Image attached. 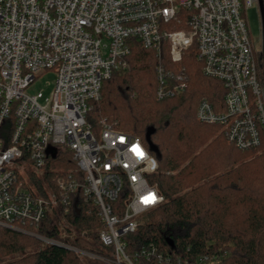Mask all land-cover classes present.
I'll use <instances>...</instances> for the list:
<instances>
[{
	"label": "built area",
	"instance_id": "1",
	"mask_svg": "<svg viewBox=\"0 0 264 264\" xmlns=\"http://www.w3.org/2000/svg\"><path fill=\"white\" fill-rule=\"evenodd\" d=\"M258 0H0V226L29 232L54 210L67 213L78 193L97 209L101 243L111 248L98 257L69 243L37 235L80 255L109 264H135L126 252L125 234L135 231L141 216L163 196L147 176L156 157L133 133L101 119L95 130L87 121L91 102L113 70L128 67L130 39L159 55L168 46L169 63L155 66L158 99L174 96L187 85L183 54L194 43L202 72L225 90L215 106L198 100L197 121L218 125L238 149L264 144V81L258 76L256 53L241 15ZM187 28L167 29L170 22ZM46 71L54 87L28 93ZM139 147L143 156L132 151ZM71 151L75 172L46 177L47 159ZM38 179L40 185H36ZM125 194L122 205L116 201ZM155 202L145 204V198ZM225 253L199 254L181 260L150 244L135 256L160 264H212Z\"/></svg>",
	"mask_w": 264,
	"mask_h": 264
},
{
	"label": "trees",
	"instance_id": "2",
	"mask_svg": "<svg viewBox=\"0 0 264 264\" xmlns=\"http://www.w3.org/2000/svg\"><path fill=\"white\" fill-rule=\"evenodd\" d=\"M187 16L182 12L181 22L166 27L187 28L183 21ZM195 52L193 43L183 54L185 89L158 99L155 66L174 68L168 46L163 42L158 55L130 39L128 67L111 72L87 112L95 130L101 119L115 122L116 127L138 135L156 157L157 167L147 178L163 201L141 216L134 232L123 236L126 252L135 264H160L154 258L134 255L139 247L150 244L181 260L219 251L224 256L212 264H264V144L238 149L218 125L196 120L198 100L205 97L216 106L225 88L202 72ZM256 60L263 82L261 49ZM46 167L49 178L75 172L76 162L65 149L49 156ZM34 181L40 185L38 179ZM71 197L67 213L54 210L27 225L29 232L0 226V264H109L37 237L69 243L98 257L110 255L111 248L98 236L102 223L96 207L78 193ZM124 201L125 194L120 193L112 203Z\"/></svg>",
	"mask_w": 264,
	"mask_h": 264
},
{
	"label": "rangeland",
	"instance_id": "3",
	"mask_svg": "<svg viewBox=\"0 0 264 264\" xmlns=\"http://www.w3.org/2000/svg\"><path fill=\"white\" fill-rule=\"evenodd\" d=\"M242 18L245 22L249 37L254 48L260 50L262 47V30L259 10L256 5L245 8L242 6ZM169 29V28H167ZM55 74L52 71H46L40 78L36 79L27 88L28 93H35L41 90L45 97L49 96L54 87Z\"/></svg>",
	"mask_w": 264,
	"mask_h": 264
},
{
	"label": "water",
	"instance_id": "4",
	"mask_svg": "<svg viewBox=\"0 0 264 264\" xmlns=\"http://www.w3.org/2000/svg\"><path fill=\"white\" fill-rule=\"evenodd\" d=\"M259 6V14H260V21H261V30H262V47H261V54H262V73L264 77V5L262 0H258ZM155 155L159 156V153L156 149Z\"/></svg>",
	"mask_w": 264,
	"mask_h": 264
},
{
	"label": "snow or ice",
	"instance_id": "5",
	"mask_svg": "<svg viewBox=\"0 0 264 264\" xmlns=\"http://www.w3.org/2000/svg\"><path fill=\"white\" fill-rule=\"evenodd\" d=\"M132 151L135 152L137 156H141V157L143 156V153L139 149V147H134L132 149ZM142 202L145 204L154 203L155 202V196L153 195L152 197L145 198Z\"/></svg>",
	"mask_w": 264,
	"mask_h": 264
}]
</instances>
